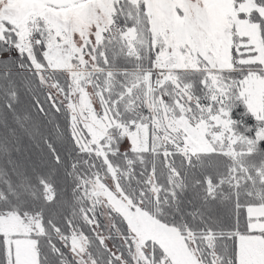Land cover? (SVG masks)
<instances>
[{
	"label": "trees",
	"instance_id": "1",
	"mask_svg": "<svg viewBox=\"0 0 264 264\" xmlns=\"http://www.w3.org/2000/svg\"><path fill=\"white\" fill-rule=\"evenodd\" d=\"M253 1L264 7V0ZM115 5L114 27L119 24L128 30L138 21L148 33L141 4L119 0ZM252 20L264 44V19L254 14ZM43 25L39 20L34 33L38 44L32 45L30 52L10 54L18 41L13 26L0 34V212L38 216L42 232L31 235L36 241L37 264H80L69 250L74 235L84 237L86 255L93 264H133L127 223L112 211V222L107 223L99 207L91 203L90 181L111 177L109 167L115 172L120 192L132 205L176 228L186 241L191 235L202 264H236L237 235L255 232L247 230L246 206L264 204V181L253 178L264 163V138L244 156L247 176L238 184L229 178L230 157L220 151L185 156L173 143L157 144L150 132V96L160 110L174 106L178 88H183L193 96L188 101L189 114L198 118L201 108L209 103L203 93L206 71L174 70L175 79L150 91L140 70L144 67L138 69L135 59L116 47V39L106 38L96 47L95 66L85 67L89 72L86 85L114 119L146 122L151 143L147 150H122L121 140L111 145L105 159L84 149L73 133L67 107L69 79L64 70L45 67ZM237 40L234 36L233 43ZM150 66L151 62L146 68ZM258 66L241 62L219 72L234 95L243 74ZM151 75L153 81L154 73ZM49 84L57 94L50 93ZM230 116L234 130L249 137L261 123L241 100L232 101ZM259 234L264 237V232ZM145 249L152 264L164 259L157 243L148 240ZM0 264H8L2 234Z\"/></svg>",
	"mask_w": 264,
	"mask_h": 264
},
{
	"label": "rangeland",
	"instance_id": "2",
	"mask_svg": "<svg viewBox=\"0 0 264 264\" xmlns=\"http://www.w3.org/2000/svg\"><path fill=\"white\" fill-rule=\"evenodd\" d=\"M118 1L83 0L74 6L55 7L42 0H0V34L7 26H13L18 34L16 53L30 52L31 46L38 44L34 34L39 29L38 22H44L41 32L46 41L42 49L45 67L64 70L69 79L67 107L73 133L84 149L104 159L111 145L121 140L122 150H147L152 131L157 144L173 143L185 156L208 151L228 155L232 162L229 178L238 184L247 176L244 156L264 138V44L257 23L252 20L254 14L264 19V7L253 0H127L132 5L141 4L147 16V33L138 21L128 30L119 24L114 27ZM234 36L238 38L236 44ZM106 38L116 39V47L133 57L138 69L144 67L140 70L150 91L175 79L174 70L206 71L203 93L209 103L201 108L198 118L189 114L188 101L193 96L178 88L179 98L174 99V106L159 110L157 100L150 96V132L146 122L114 119L86 85L89 72L85 67L95 66L96 47ZM242 53L248 55L241 57ZM150 62V68H146ZM241 62L257 63L259 69L244 73L232 95L230 84L221 79L219 71L231 70ZM48 87L51 94H57L51 84ZM234 100H241L261 122L252 137L234 130L230 116ZM109 170L111 177L90 181L91 203L99 207L107 223L112 222L109 211L127 223L133 242V264H152L145 249L148 240L163 250L164 259L159 264H202L191 235L186 241L176 228L132 205L120 192L114 170ZM253 178L264 181V163ZM47 191L50 197L48 187ZM245 212L247 230L255 232L237 235L236 264H264V237L259 234L264 232V204L248 205ZM40 232L37 215L0 212V234L4 236L8 264H37L36 241L31 235ZM100 237L110 247L104 236ZM206 241L209 243L210 237ZM69 250L80 264H93L86 255L83 236H72Z\"/></svg>",
	"mask_w": 264,
	"mask_h": 264
},
{
	"label": "water",
	"instance_id": "3",
	"mask_svg": "<svg viewBox=\"0 0 264 264\" xmlns=\"http://www.w3.org/2000/svg\"><path fill=\"white\" fill-rule=\"evenodd\" d=\"M6 2H12L13 0H5ZM48 4H51L53 6L59 7V6H70L73 4H76L82 0H42Z\"/></svg>",
	"mask_w": 264,
	"mask_h": 264
},
{
	"label": "built area",
	"instance_id": "4",
	"mask_svg": "<svg viewBox=\"0 0 264 264\" xmlns=\"http://www.w3.org/2000/svg\"><path fill=\"white\" fill-rule=\"evenodd\" d=\"M10 54H12V55L16 54V50H15V48H11V52H10Z\"/></svg>",
	"mask_w": 264,
	"mask_h": 264
},
{
	"label": "flooded vegetation",
	"instance_id": "5",
	"mask_svg": "<svg viewBox=\"0 0 264 264\" xmlns=\"http://www.w3.org/2000/svg\"><path fill=\"white\" fill-rule=\"evenodd\" d=\"M129 33H130V31H129ZM132 38V37H131Z\"/></svg>",
	"mask_w": 264,
	"mask_h": 264
}]
</instances>
